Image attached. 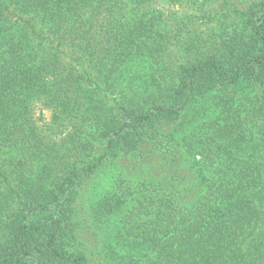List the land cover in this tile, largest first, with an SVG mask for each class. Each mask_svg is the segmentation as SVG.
<instances>
[{
  "label": "trees",
  "instance_id": "obj_1",
  "mask_svg": "<svg viewBox=\"0 0 264 264\" xmlns=\"http://www.w3.org/2000/svg\"><path fill=\"white\" fill-rule=\"evenodd\" d=\"M155 1L0 0V264H264V0Z\"/></svg>",
  "mask_w": 264,
  "mask_h": 264
},
{
  "label": "rangeland",
  "instance_id": "obj_2",
  "mask_svg": "<svg viewBox=\"0 0 264 264\" xmlns=\"http://www.w3.org/2000/svg\"><path fill=\"white\" fill-rule=\"evenodd\" d=\"M239 2L246 4L245 0H240ZM151 9L156 11L157 13L162 12L163 15L166 17L164 18V20L167 21V27L169 28L170 36L172 38V44H174L175 46L180 45L181 43V45L183 46V43L185 42L184 34H177V28L174 26L178 22L176 20L181 18L183 7L179 4H172L169 2V0H157L153 3ZM193 11L195 12V10ZM171 24H173L172 27ZM243 90H245V92H250L249 89ZM209 102L211 103V101ZM40 112L41 111L39 107L36 114L38 118L41 116ZM43 115L44 118L48 121L50 119L51 113L48 110H44ZM121 163L123 164V162ZM124 163H128V161H124ZM110 167H107L104 172H101L94 178L90 179L87 183H85L82 191L80 190L79 200L77 203L80 215L88 214L86 212H89V207L92 201L98 199L109 188V186H111V175L113 174L114 170ZM79 220L82 221V224L86 222L85 225H82L85 226V229L82 230V232L80 231V234L83 237V240H85L86 243L89 245V249L94 252L95 255H93L92 257H95V259L98 260V258L101 257L100 250L104 244L103 232L101 231V229H97L96 227L94 229H88V227L93 226L91 225L92 220L89 215H86L84 218L79 217Z\"/></svg>",
  "mask_w": 264,
  "mask_h": 264
}]
</instances>
